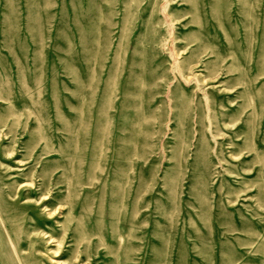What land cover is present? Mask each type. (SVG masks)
I'll return each mask as SVG.
<instances>
[{"label":"rangeland","instance_id":"1","mask_svg":"<svg viewBox=\"0 0 264 264\" xmlns=\"http://www.w3.org/2000/svg\"><path fill=\"white\" fill-rule=\"evenodd\" d=\"M0 264H264V0H0Z\"/></svg>","mask_w":264,"mask_h":264}]
</instances>
